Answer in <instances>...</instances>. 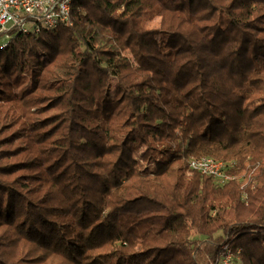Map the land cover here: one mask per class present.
<instances>
[{"label": "trees", "instance_id": "1", "mask_svg": "<svg viewBox=\"0 0 264 264\" xmlns=\"http://www.w3.org/2000/svg\"><path fill=\"white\" fill-rule=\"evenodd\" d=\"M71 18L0 46V264H264V0Z\"/></svg>", "mask_w": 264, "mask_h": 264}, {"label": "built area", "instance_id": "2", "mask_svg": "<svg viewBox=\"0 0 264 264\" xmlns=\"http://www.w3.org/2000/svg\"><path fill=\"white\" fill-rule=\"evenodd\" d=\"M72 0H0V39L6 45L15 31L38 33L41 29L55 30L61 25H72ZM232 162L212 156L195 157L190 160L192 168L212 176L219 184L226 183L231 176L228 169ZM240 249L226 246L213 264H237Z\"/></svg>", "mask_w": 264, "mask_h": 264}, {"label": "rangeland", "instance_id": "3", "mask_svg": "<svg viewBox=\"0 0 264 264\" xmlns=\"http://www.w3.org/2000/svg\"><path fill=\"white\" fill-rule=\"evenodd\" d=\"M6 37H3L0 39V44L3 43V39H5ZM122 58H126L128 56H130V52L129 51H125L124 53H122L120 55ZM106 80L109 82L110 84V93L113 94L114 93V89H115V85H116V82H117V78L115 76V74L113 73H108L107 76H106ZM183 225L185 226H190V223L188 221H184L182 222ZM192 238H200L202 237L200 234H198L195 230L192 229V235H191Z\"/></svg>", "mask_w": 264, "mask_h": 264}]
</instances>
